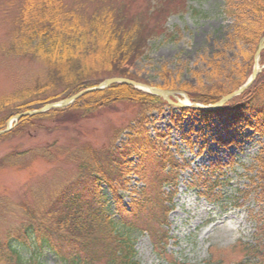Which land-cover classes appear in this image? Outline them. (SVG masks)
I'll return each mask as SVG.
<instances>
[{"label": "rangeland", "instance_id": "1", "mask_svg": "<svg viewBox=\"0 0 264 264\" xmlns=\"http://www.w3.org/2000/svg\"><path fill=\"white\" fill-rule=\"evenodd\" d=\"M48 1L40 3L49 6ZM25 2L0 0V103H8L0 110V131L13 116L26 112L14 109L21 95L48 81L54 90L63 87L60 79L50 80L51 65L34 56L39 42L24 35L21 19L34 12L24 11ZM36 2L39 0H33L32 7ZM59 2L62 13L90 17L96 12H119L155 32L164 22V35L148 41L144 55L126 69V79L140 89L130 86L135 92L132 99L141 96L153 101L146 89L152 88L185 95L193 103L208 92L231 90L238 81L244 84L255 66L254 53L264 30V0ZM263 51L259 68L264 66ZM167 100L173 98L168 96ZM154 101L151 106L155 108L147 111L149 134L153 138L156 133H166L168 137L162 142L164 151H158L147 174L171 159L170 155L182 169L172 191L165 249H154L148 236L133 233L136 260L140 264H253L248 261L249 248L259 246V257L264 256V141L247 123L236 125L228 115L205 124L195 111L178 110L158 97ZM139 110V104L125 99L87 117L69 113L60 118L68 119L64 122L43 121L19 135H1L0 241L26 223V209H39L36 200L44 203L74 176L77 162L68 159L67 153L84 145L94 149L114 141L119 145ZM41 148L47 149L51 159L37 157ZM27 150H34V154L23 155L10 165L2 161L10 153ZM141 186L131 175L125 189L118 188L122 203L139 200L133 191ZM41 260L53 264L47 255Z\"/></svg>", "mask_w": 264, "mask_h": 264}, {"label": "trees", "instance_id": "2", "mask_svg": "<svg viewBox=\"0 0 264 264\" xmlns=\"http://www.w3.org/2000/svg\"><path fill=\"white\" fill-rule=\"evenodd\" d=\"M31 3L33 0H26L22 6L24 11H34L21 19L26 29L24 35L39 42L33 50L34 56H40L51 65L50 80L60 79L63 87L60 91L54 90L50 81L37 85L14 103L15 111L40 108L65 99L95 86L102 79L127 78L126 69L144 55L148 41L165 32L164 22L155 32L140 20L127 19L119 12H96L90 17H82L62 13L59 0H49V6L42 5L40 0L33 7ZM151 11L155 13L156 8ZM259 35L258 42L264 36V30ZM241 85L238 81L233 83L231 90H214L196 97L195 101L213 104ZM133 94L135 92L128 85H112L84 95L67 109L22 118L4 134L19 135L25 128L41 125L43 121L64 122L68 119L60 118L69 113L87 117L125 99L140 106L119 145L115 141L101 149L84 145L67 153L68 159L77 162L76 173L44 203L36 200L42 207L34 211L26 209V223L14 235L0 241V262L45 264L41 258L47 255L53 264H140L135 258L133 233L148 236L154 249H165L169 241L166 226L172 191H175L182 168L170 155L171 159L162 162L151 175L147 174L158 151H164L162 142L168 136L156 133L152 138L149 134L147 111L155 108L151 106L155 105V98L154 102L141 96L132 99ZM7 104L0 103V110ZM195 112L201 115L205 124L214 117L228 115L236 125L247 123L245 125L254 129L264 141V71L250 89L227 106ZM248 115L251 119L246 118ZM33 152L10 153L2 161L10 165L15 159ZM47 153L46 148L38 149L37 157L51 159ZM131 175L142 184L133 191L139 200L134 198L130 204H124L118 188L125 189ZM164 187L172 190L165 192ZM24 250L29 252L25 254ZM260 250L259 246L249 248L248 261L264 264V256L259 257Z\"/></svg>", "mask_w": 264, "mask_h": 264}, {"label": "water", "instance_id": "3", "mask_svg": "<svg viewBox=\"0 0 264 264\" xmlns=\"http://www.w3.org/2000/svg\"><path fill=\"white\" fill-rule=\"evenodd\" d=\"M264 49V37L260 40L259 44H258V48L256 50V54H255V58H257L260 54V52ZM264 68V66H263ZM259 73V70L257 69V67H254L252 70V74L250 76V78L246 81V83L244 85H242L241 87H239L237 90L231 92L230 94L222 97L220 100H218L217 102L210 104V105H204L201 103H191V101L189 102L187 97H186V102L182 103L181 101L177 100L175 97L174 99L176 100L174 103H171L174 107L176 108H180V109H184V108H192L195 110H214V109H219L221 107H223L224 105H226L228 102H230L231 100H233L234 98L242 95L244 92H246L251 85L253 84L254 80L256 79L257 75ZM115 84H123V85H128L131 87H134L137 90H140L138 88V84H136L135 82H132L130 80L127 79H123V78H110V79H106L103 82H101L100 84L91 87V88H86L83 90L78 91L77 93L73 94L72 96L68 97L67 99H64L62 101L56 102V103H50L46 106H43L41 108L32 110V111H26L23 113H19L16 114L15 116H13L6 124L3 130L0 131V136L7 133L8 131H10L12 129L13 126H15L18 121L22 118L25 117H31V116H35V115H40V114H44L53 110H60V109H65L70 107L71 105H73L74 103H76L77 100H79L82 96L88 94V93H92V92H96V91H102L105 90L107 88H109L112 85ZM142 88H146L145 86H140ZM148 89V93L150 95L162 98V99H167L168 96H174V93H170V92H164V91H160L157 89H152V88H146Z\"/></svg>", "mask_w": 264, "mask_h": 264}]
</instances>
